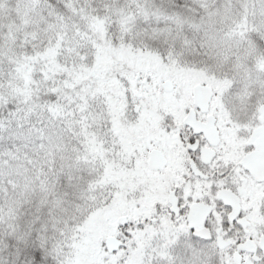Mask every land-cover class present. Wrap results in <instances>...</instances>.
Returning <instances> with one entry per match:
<instances>
[{
	"label": "snow or ice",
	"instance_id": "6c2138e0",
	"mask_svg": "<svg viewBox=\"0 0 264 264\" xmlns=\"http://www.w3.org/2000/svg\"><path fill=\"white\" fill-rule=\"evenodd\" d=\"M0 264H264V0H0Z\"/></svg>",
	"mask_w": 264,
	"mask_h": 264
}]
</instances>
